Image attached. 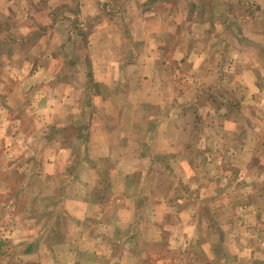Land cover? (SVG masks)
<instances>
[{
    "label": "crops",
    "instance_id": "0c3cea01",
    "mask_svg": "<svg viewBox=\"0 0 264 264\" xmlns=\"http://www.w3.org/2000/svg\"><path fill=\"white\" fill-rule=\"evenodd\" d=\"M244 1H237V9L226 0H80V9L59 16L54 29L78 70L60 95L55 87L60 81L31 89L34 65L40 70L46 65L39 61L44 54H31L26 43L39 34L35 49L41 50L47 35L25 26L23 62L17 67L28 68L29 75L0 80V100L10 95L9 84L30 85L29 97L45 95L40 115L47 121L66 119L43 132L45 148L55 144V156L41 160L35 176L25 177L43 186L36 196L56 201L43 217L48 227L40 236L54 264H264V152L257 154L264 148V124L249 120L250 112H264V0L257 5L246 0L255 6L252 16ZM82 15L97 21L86 41L84 26L72 22ZM228 19L239 25L230 26ZM224 34L235 42L231 91L213 98L209 85L228 82L223 75L213 80L203 73L209 57L224 58L227 49L221 37L214 52L207 38ZM182 66L191 74L180 73ZM239 90L243 96H237ZM68 103L70 112L64 109ZM3 108L0 117H10ZM203 112H213L207 120L216 124H203ZM245 112L248 120L242 118ZM226 134L232 137L230 147L223 143ZM212 165L216 173L202 174V167ZM175 166L183 169L180 177ZM55 180L62 182L59 188L53 187ZM194 181L200 182L196 191ZM5 193L1 210L9 211L17 191ZM22 221L30 229L34 225L27 215ZM161 244L167 255L160 253ZM193 245L199 254L191 253ZM148 258L150 263L143 261Z\"/></svg>",
    "mask_w": 264,
    "mask_h": 264
},
{
    "label": "rangeland",
    "instance_id": "374dc122",
    "mask_svg": "<svg viewBox=\"0 0 264 264\" xmlns=\"http://www.w3.org/2000/svg\"><path fill=\"white\" fill-rule=\"evenodd\" d=\"M237 1L238 0H226V3L228 2L229 6L230 3H232V6L235 5L237 9H239L240 7ZM259 1L261 0H254L256 5ZM247 3L248 2L245 0V5L243 6L247 8V14L252 16L256 11L255 6L250 7ZM224 7L226 8V6ZM78 9H80V0H0V80L4 81V79L11 77L13 78V81L16 82V80L21 81L25 78V76L27 77L29 75L28 68L17 67V65H19L18 62H23L24 42L21 37L24 34L25 26L31 25L35 28V30H41L42 28L47 35V37L42 38L45 40V44H43L41 50L35 49L36 47L39 48L38 43L39 39H41L39 34L33 33L30 38V42L26 43L28 52H30V50L32 51L31 54H35L36 56L44 54L41 58H39V61H42L43 64L46 65V68L44 67L45 69L42 70L38 68V64L34 65L32 71L33 73H37L34 74V85L31 89L38 88V84L40 83L42 84L44 82H48V85H50L51 82L56 83L57 81H60V86H55L58 91L57 93L59 95L63 92L65 93L67 85L64 84L66 82L70 83V81L78 78L76 77L78 72L77 64L75 65V62L70 59L72 57V53H70V51L66 53L65 48H63L64 39L61 40V38H59L60 34L56 36L54 29L56 28L57 22L60 21H57L59 16L62 15L67 17L68 15L66 14H73ZM224 14L226 13L224 12ZM82 17L83 18L80 19V21H77V19L74 18L72 22L74 24L79 23L84 26L83 29H81L85 31L83 39L86 41L87 33L93 29L97 21L90 20L84 15H82ZM29 19H32V22H30L31 20ZM228 21L229 23L227 24L230 26H232V24L236 26L239 25L237 21H230L229 19ZM227 24H225L224 27L227 26ZM208 37L209 38L207 39H209L210 44L209 48L214 50V52H216L215 50L217 47L219 48L221 46V37H223V41L225 42L222 45L225 50L227 49V52L224 54L226 58H222L221 54H218L217 56L215 54L211 55L203 75L205 74L204 77L207 76L208 78L212 77L213 80L223 75V77H225V81L228 82L226 86L218 88L215 83H211L209 87H212L215 90L209 89V92H212L213 95L211 96L213 98H216V93L218 94L219 92L223 93L226 97L231 91V83L229 80L231 79L233 73L229 66V62H232L230 59V53L232 52L231 46L234 41L231 38V34H224L223 36L218 35V37L209 35ZM45 55H48V58H45ZM33 57L34 56H32V58ZM82 64L84 70L87 72V68H89L88 58H86L85 62L83 61ZM18 68L22 70L20 73H17L16 71ZM219 68H221V70H219ZM180 71V73L184 75L186 73L191 74L188 67L182 66ZM86 74L87 73H84V75ZM20 85L21 84H14L12 86V84H9L10 89L13 91L15 90V93H13L12 90L10 95L4 93V96H6L5 100H0V109L1 106L5 108L2 109V112H7V110H10L11 112V115L8 118L7 116L3 118L2 116L0 117V264H54L48 256L50 253L49 250L46 249L47 246L44 244L45 240H43L40 236L47 231L48 227V222L44 221L43 217L46 215L48 216L47 209L49 207L51 209L54 208L56 201L46 200L40 195L36 196L37 193L41 192L43 186H40V182L34 178L30 180V178L25 177L35 176L41 168L40 161L42 160L43 162V160H47L55 156L58 150L54 147L55 144L51 148H45L43 140L45 135H43V132L47 127L50 129L55 126L56 122H61V120L65 121L66 119L65 117H62L64 119H48L49 121H47L43 117L44 115H40V107L44 101L41 96L45 95L39 92L37 95L34 94L29 97L28 93L30 85ZM9 86H5L4 88H8ZM49 88L50 87H48V89ZM3 90V86L0 87V93L3 92ZM239 93L240 94H237V96H243V93L240 92V90ZM208 101L206 102L207 106L210 105V102ZM64 109L70 112L73 107H71L70 103H68ZM248 113L249 112H245L242 118L244 117L248 120L246 117ZM194 114L196 113L194 112ZM203 114L205 118L203 124H206L207 121L211 122V124H216L213 118H209V120H207V116H210V114L214 116L213 112H203ZM249 114L250 123H256L257 125L259 122H262V124H264V112H250ZM8 119L11 122H9ZM20 121L22 122V125H20ZM5 127L9 128L8 132H4ZM210 138H212V136ZM48 139H50L49 136ZM146 139L147 138L145 136V141ZM181 140L183 142L187 141L188 136H183ZM226 140L227 142H223L224 146H232V137L230 135L227 136L226 134ZM241 140H243V137H241ZM245 140H247V136ZM206 141L208 142L209 148L212 144V140L207 138ZM228 147H224L223 152H227ZM260 152L263 153L264 148L257 150V154ZM212 155L213 159H215V154ZM260 157L262 158V155H260ZM31 161L33 162L32 165ZM164 164L167 163L164 162ZM209 164H211V162H209ZM215 166L216 165L202 167V174L216 173L217 170H215ZM166 168L171 170L172 166L169 165ZM176 168L178 169L175 172L176 174H180L178 175L179 177L184 174L182 167L175 166V169ZM195 169V173H201L199 168L196 167ZM230 169H232L231 163L228 166V172H231ZM61 183L62 182L60 180H55L53 187L59 188V184ZM142 183L152 184L153 182H145L144 180ZM160 183L163 182H158V184ZM199 184L200 182L198 181L190 183L194 191L198 190L197 188L199 187ZM204 184L205 183L202 180V186H204ZM180 185L182 189L184 188L185 183L181 180ZM190 185L186 186L188 187ZM207 187L212 188V190L215 189V182L208 181ZM236 187H241V185L238 184ZM161 188L167 190V184L163 185ZM6 190H16L17 196L15 197V205H11L9 211H2L1 206L8 199L7 194L5 193ZM11 201L14 202L12 198H10V203ZM8 214L10 215L9 218H7ZM25 215L30 218H34V225L30 224L32 226L31 229L30 226H28L29 222L24 223V221H22L23 216ZM33 243L36 246H30L31 252H28L27 250L29 247H27V245ZM159 249L161 254L167 255V245L163 246V244H161ZM199 252L200 247L193 245L191 253L199 254ZM148 254L150 256L152 253L149 251ZM168 255L173 257L175 253H173V255L168 253ZM143 261L150 263L149 258L143 259ZM86 262L88 263L87 260ZM69 263L71 264V262H65L63 264Z\"/></svg>",
    "mask_w": 264,
    "mask_h": 264
},
{
    "label": "trees",
    "instance_id": "16d2710c",
    "mask_svg": "<svg viewBox=\"0 0 264 264\" xmlns=\"http://www.w3.org/2000/svg\"><path fill=\"white\" fill-rule=\"evenodd\" d=\"M28 252H31V248H28V250H27Z\"/></svg>",
    "mask_w": 264,
    "mask_h": 264
}]
</instances>
